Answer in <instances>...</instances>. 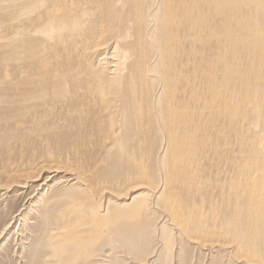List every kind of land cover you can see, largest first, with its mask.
<instances>
[{"label":"bare ground","instance_id":"bare-ground-1","mask_svg":"<svg viewBox=\"0 0 264 264\" xmlns=\"http://www.w3.org/2000/svg\"><path fill=\"white\" fill-rule=\"evenodd\" d=\"M10 20L0 197L35 189L0 236L17 221L25 264H145L156 238L163 264H264V0H14ZM24 135H78L79 160ZM106 189L136 193L110 211Z\"/></svg>","mask_w":264,"mask_h":264},{"label":"rangeland","instance_id":"rangeland-1","mask_svg":"<svg viewBox=\"0 0 264 264\" xmlns=\"http://www.w3.org/2000/svg\"><path fill=\"white\" fill-rule=\"evenodd\" d=\"M13 10H14V0H0V21H1V23H0V25H1L0 26V90L1 91L4 90V87L6 86L5 83H8V82L11 83L12 79L14 78L13 75H10L11 74L10 72L12 70V67H10L11 66L10 63L13 64V62H11L9 60H6V61L2 60V57L4 56V51L6 49L5 47L9 46L10 43L12 42V34L14 33V30H12L13 21L10 20ZM4 14L6 17H4ZM5 18H7V19H5ZM2 21H4V22H2ZM39 123L44 124L45 119L39 117ZM7 136H9V135H7ZM76 136H78V135H24L23 138H24V145H29L31 147L37 146V148H39L38 152H42V150L45 151V149H51V151L53 153H55L56 155L60 154V156H61L60 161L63 164H65V161H67V160H72V159H78L79 160L78 155L75 151V149L78 145L76 143ZM79 136H81V137L82 136H88L87 142H90V144H89L90 148L97 146V149L99 150L101 145L103 146L105 144V140H104V138H102L103 135H79ZM11 137H15V136L10 135L8 142H11V141L15 142V138H11ZM59 137H60V139H59ZM159 139H160V137H157V140H159ZM123 142H124V140H123ZM109 144L110 143L108 142V145ZM97 149H96V151H97ZM12 160H14V159H12ZM49 160L52 163H56L55 160H51V159H49ZM41 161H43V162H41L43 164L44 161H47V160L43 159ZM10 162H12V161H10ZM58 167H64V166L60 165ZM69 167H71V165L66 166L65 168H69ZM21 170L27 171L28 169H26V167H25ZM65 170L66 169L58 168V175H56V177H54L48 183L49 186H52L53 190L56 191V194L53 195L50 199L51 204L53 206L55 205V207L58 204L57 200L62 198L63 194H65L64 191L66 189L69 190V192H70L69 195L73 196V190L74 189H72V191L70 189L73 187H61V188H59V187L53 186L55 181H57L58 179H60L61 176H63V174L61 172L65 171ZM10 189H11L10 192H8L6 195H2L0 197V212H2L5 208H6L5 209V212H6L8 210V208L13 206L15 203L17 206L16 209H18L20 204H21V200L19 199V197H22V196L29 197L34 192L33 190L35 188L30 187L29 189H21L20 187H12ZM24 190H26L25 194H23L22 196H18L19 192L24 191ZM134 193H136V192L130 191V190H128V191L124 190L122 192V194H120V192H118V193L113 195V194H111L110 190H107V189L103 190L100 195L97 193H94V196L98 197L97 205H95V207L103 206V210L109 209L111 211L115 207V204H120V205L122 204L121 206L128 204L130 202V199L135 195ZM132 208H133V206L130 204V206L123 208V210L131 213ZM147 213H151V212L148 210ZM109 214H111V213H109ZM156 214L157 213H154V214L152 213L150 215H147L148 220L146 222H148V224H149L148 226L158 225L161 222L159 217L154 216ZM130 221L131 222L137 221L139 228H143L146 224V222H143V221H141V219L136 218V217H134L133 219H130ZM8 222H9V220H8L7 216L5 218H3L2 220L0 219V234L2 232L4 225L7 224ZM16 222L12 221V224L10 225V229L7 231L8 232L7 235L2 234L0 236V264H22V263L25 264L24 263L25 259H22L21 258L22 255L20 254L23 245H21L19 248L17 247L20 238H18L17 233H15L16 232V229H15ZM29 229L30 230L28 231V233L33 234L31 232L34 229L31 227ZM35 234H37V230H36ZM25 238H29V236L25 235ZM156 240H157V238L151 239V240L149 239L147 242H145V244H143V246L146 245L147 246L146 248H144L141 245L139 247L137 246V249L135 250V254L133 253L134 254L133 256L144 257V256L151 255L153 258H150L149 261H147L145 264H163L164 263L163 259H164L165 254L162 251V247L157 245ZM25 246L28 247V250H32V248H36L37 245H34V246L30 245L31 246L30 247L29 244H26ZM39 248H42V247L39 246ZM138 250L142 251L140 253V255H138ZM106 251H108V250L105 247L100 248V250L97 254V257H101V254H103V252H106ZM192 257H193V253L191 250H187L184 257H182L180 255L172 254V256L170 257V261L167 264H179V260L177 258L184 259L185 264H188V262H190L189 264H191ZM96 260H100V258H98ZM121 264H126V263L121 262Z\"/></svg>","mask_w":264,"mask_h":264}]
</instances>
